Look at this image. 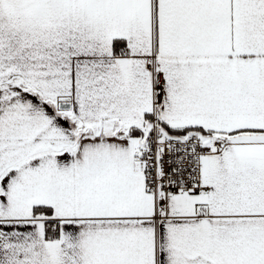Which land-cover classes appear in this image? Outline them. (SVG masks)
<instances>
[{
	"label": "snow or ice",
	"instance_id": "6c2138e0",
	"mask_svg": "<svg viewBox=\"0 0 264 264\" xmlns=\"http://www.w3.org/2000/svg\"><path fill=\"white\" fill-rule=\"evenodd\" d=\"M0 264H264V0H0Z\"/></svg>",
	"mask_w": 264,
	"mask_h": 264
}]
</instances>
